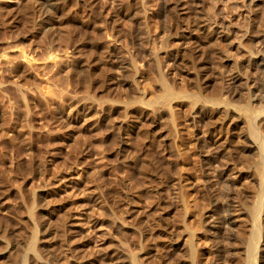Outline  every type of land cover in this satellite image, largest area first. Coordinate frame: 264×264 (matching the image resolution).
I'll return each instance as SVG.
<instances>
[{
    "label": "rangeland",
    "instance_id": "obj_1",
    "mask_svg": "<svg viewBox=\"0 0 264 264\" xmlns=\"http://www.w3.org/2000/svg\"><path fill=\"white\" fill-rule=\"evenodd\" d=\"M262 58L264 0H0V264H264Z\"/></svg>",
    "mask_w": 264,
    "mask_h": 264
},
{
    "label": "bare ground",
    "instance_id": "obj_2",
    "mask_svg": "<svg viewBox=\"0 0 264 264\" xmlns=\"http://www.w3.org/2000/svg\"><path fill=\"white\" fill-rule=\"evenodd\" d=\"M257 66H259L260 68H264V58H262L261 60H259V62L257 63ZM256 233V232H255ZM254 238V237H253ZM256 238V237H255ZM258 238V237H257ZM259 239V238H258ZM257 241V240H256ZM252 244H253V241L251 242ZM258 243V242H257ZM259 244V243H258ZM250 246H251V244H250ZM255 246V245H254ZM254 246L252 247V248H254ZM257 246V245H256ZM251 248V249H252ZM256 248V247H255ZM251 249H249V250H251ZM252 254V253H251ZM250 254V255H251ZM251 256H253V255H251ZM251 262V261H250Z\"/></svg>",
    "mask_w": 264,
    "mask_h": 264
}]
</instances>
